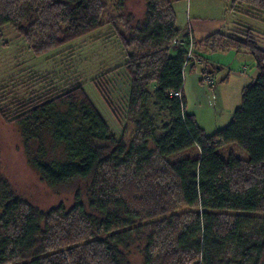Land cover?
<instances>
[{
    "label": "trees",
    "instance_id": "16d2710c",
    "mask_svg": "<svg viewBox=\"0 0 264 264\" xmlns=\"http://www.w3.org/2000/svg\"><path fill=\"white\" fill-rule=\"evenodd\" d=\"M161 1L146 0L140 19H120L122 34L113 22L102 23L99 0L37 2L50 25L35 20V0H0V29L10 28L34 57L54 51L71 59L73 47L55 50L107 26L105 42L118 45L121 54L106 62L96 87L112 115L152 130L147 105L153 101L170 117L157 137L151 132L137 144L119 141L74 77L65 74L54 82V70L17 71L26 56L11 62L10 75L0 76V116L35 145L29 162L41 180L52 190L72 187L74 200L69 208L39 210L0 175V264H128L135 238L144 264L264 263V217L250 215L264 214V49L258 33L239 26L191 40L198 60L243 53L257 70L229 123L206 135L186 113L181 92L191 31L177 27L174 1L165 0L167 8ZM230 10L264 22V0H232ZM35 34L40 35L34 39ZM132 43L137 53L127 52ZM44 139L53 147L50 153ZM230 144L248 160L222 159L219 148ZM179 152L187 155L159 170L145 168L155 155L165 160ZM123 164L128 166L121 169ZM140 172L149 179L135 183ZM181 206L194 209L183 220L171 214ZM226 211L235 215L227 220L219 214Z\"/></svg>",
    "mask_w": 264,
    "mask_h": 264
},
{
    "label": "rangeland",
    "instance_id": "374dc122",
    "mask_svg": "<svg viewBox=\"0 0 264 264\" xmlns=\"http://www.w3.org/2000/svg\"><path fill=\"white\" fill-rule=\"evenodd\" d=\"M39 1L42 0H35L33 6H38L37 2ZM48 1L51 0H45V2ZM171 1H174L173 9L176 14L177 27L181 29L182 24L185 23L189 17V9L194 8L197 4V0ZM213 1L217 3L221 0ZM99 2L103 5V11L100 15L102 23L109 25V23L113 22L117 32L122 34H124L126 28L122 26L120 19H125L127 16H132L133 19H140L145 13L146 0H99ZM161 4L163 7L167 8L165 0ZM40 10L41 9L38 6L37 15L35 16L37 23L40 22L45 25H50L44 6L43 9L41 11ZM253 22H256L254 25L258 27V29H256L259 31L257 32L259 46L264 49V22L258 20H253ZM106 28L107 26L98 31V33H92L55 50L59 51L60 49L73 47L75 49L74 55L71 56L72 58L70 59V57L67 56L68 53L62 52L54 54V51L41 57H34L29 52L24 50L25 46L10 28L3 27L0 29V65H2L1 71L3 72V75L0 71V76H4V74L9 76L10 71L8 70V66L11 62L20 61L26 56L24 59L25 64H21L22 67L17 71L22 70L25 67H29L28 70L38 72H52L54 70V74H56L54 82L58 81L60 77H63L66 74L70 77H74L79 83L83 84V89L86 95L89 97L95 109L98 111L117 140L126 143L134 142L137 144L143 140L144 135H148L151 132L157 137L160 133H162V126L169 122L170 117L166 110H162L160 107L155 106L153 101H150L147 108L149 116L152 118V130L138 129L135 126L124 122L125 119L122 114H120L118 118L114 117L97 90L96 84L100 81H98L96 77L99 76V74L107 67L106 62L108 60L114 58L118 54H121L120 47L118 45L111 46V42H105V40H107L105 39L107 35ZM55 30H57V28ZM254 31L256 32V30ZM54 34L57 35V32H54ZM39 35L35 34L34 39H36L37 36L39 37ZM133 38L134 37L126 36L125 40H131V42H134L135 38ZM138 51L139 49L133 45V43L128 46V53H137ZM191 56L193 60L196 59L193 52ZM239 56L244 58V60L242 59L240 64H238L237 69L231 68V72H236V74L242 76L244 85L252 84L257 76L255 64L250 57L246 55ZM59 63H61V65ZM223 75L224 73H220L217 76V79L222 78ZM205 76L210 75L206 72L201 73V82L204 85ZM205 87L209 88L208 85H205ZM32 91V88L25 90L21 96L26 97L27 95H30ZM237 105H240V101L237 102ZM223 114H225V111H223ZM205 121H208V119H205ZM146 143L147 149L152 152V142L149 140ZM44 146L48 147L50 153L52 150L51 148L53 147L51 145L49 146L46 139H44ZM34 148L35 145L33 143L25 142L18 126L15 123H9L0 116V175L7 180L14 193L25 203H28L39 210L45 211L59 205H63L65 208L71 207L74 200L72 187L52 190L41 180L38 173L31 167L29 156L32 154ZM52 152L58 155L61 153V149L55 146L54 151ZM218 153L224 160H226L229 156H235L242 160H248V155L234 144L222 146L219 148ZM186 155V152H179L167 157L165 160H160L155 155L150 159L148 165L149 167L145 168L159 170L165 163L180 160ZM127 166V164H123L121 165V169H124ZM123 173H125V170H122L120 174L124 175ZM147 173L142 174V172H140L141 178H135L134 182H146L149 179V175H147ZM192 210L181 206L179 209L171 212V214H177L179 215V219L183 220L184 217ZM219 214L224 215L227 220L231 219V217L235 215V213L230 211ZM250 215L257 218L264 217V214L262 213ZM141 247L143 246H140L135 238L132 246L129 247L127 257L128 264H144V258L140 250ZM6 264L10 263L8 262Z\"/></svg>",
    "mask_w": 264,
    "mask_h": 264
},
{
    "label": "crops",
    "instance_id": "0c3cea01",
    "mask_svg": "<svg viewBox=\"0 0 264 264\" xmlns=\"http://www.w3.org/2000/svg\"><path fill=\"white\" fill-rule=\"evenodd\" d=\"M231 1L221 0L215 3L213 0H197L196 7L189 9V17L181 29L189 27L193 42H199L218 31L230 32L239 26L259 32L254 19L251 20L241 11L230 10ZM239 55L245 54L227 52L205 55L202 60L191 59L182 70L181 92L185 111L193 115L196 124L206 135L213 134L229 123L232 112L238 107L241 90L247 86L244 85L242 76L231 72V68L237 69L238 64L244 60ZM202 72L213 78L212 88L205 87L201 82ZM220 73L224 75L217 79Z\"/></svg>",
    "mask_w": 264,
    "mask_h": 264
},
{
    "label": "built area",
    "instance_id": "2783aa9c",
    "mask_svg": "<svg viewBox=\"0 0 264 264\" xmlns=\"http://www.w3.org/2000/svg\"><path fill=\"white\" fill-rule=\"evenodd\" d=\"M189 30L190 29H188V32H189ZM191 40H192V35H191V33H189V46H188L187 54H186L185 61L183 64V68L187 64V62H189L192 59V56H191V54H192V42H191ZM174 43H178V40L174 41ZM204 83H205V85H208L209 88H212L214 85V80L210 76H205ZM174 95L177 96L178 98L180 97L179 92L175 93Z\"/></svg>",
    "mask_w": 264,
    "mask_h": 264
}]
</instances>
